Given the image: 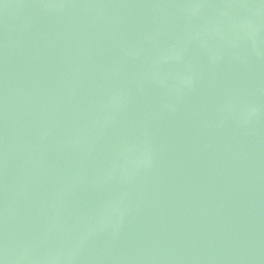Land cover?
<instances>
[{
  "label": "water",
  "instance_id": "1",
  "mask_svg": "<svg viewBox=\"0 0 264 264\" xmlns=\"http://www.w3.org/2000/svg\"><path fill=\"white\" fill-rule=\"evenodd\" d=\"M0 264H264V0H0Z\"/></svg>",
  "mask_w": 264,
  "mask_h": 264
}]
</instances>
